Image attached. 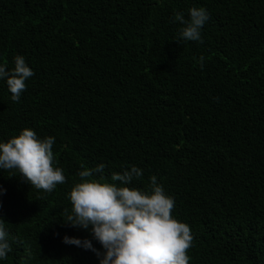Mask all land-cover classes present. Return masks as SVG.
<instances>
[{"label":"trees","instance_id":"trees-1","mask_svg":"<svg viewBox=\"0 0 264 264\" xmlns=\"http://www.w3.org/2000/svg\"><path fill=\"white\" fill-rule=\"evenodd\" d=\"M193 6L210 13L203 43L179 42L175 13ZM17 54L35 75L19 101L0 80V140L54 136L67 179L47 192L0 169V264H99L63 237L103 251L65 221L82 166L101 162L109 180L157 176L191 228L189 264H264V0H0V62Z\"/></svg>","mask_w":264,"mask_h":264},{"label":"clouds","instance_id":"clouds-1","mask_svg":"<svg viewBox=\"0 0 264 264\" xmlns=\"http://www.w3.org/2000/svg\"><path fill=\"white\" fill-rule=\"evenodd\" d=\"M174 19L183 26L178 40L203 43L202 29L210 19L208 10L189 9V19L182 12ZM204 57H199L203 67ZM9 70L0 62V80H6L11 99L19 101L27 88L26 81L35 75L22 54L14 58ZM54 136L41 137L31 127L19 134L0 140V169L16 172L22 179L47 192L66 182L64 169L55 165ZM101 162L93 168L82 166L80 181L70 192L72 212L65 221L72 226L90 230L103 251L94 246L92 239L65 235L66 244L92 250L99 264H189L193 235L190 226L172 215L175 198L168 194L157 176L150 177V187L134 186L133 180L143 176V169L132 165L122 172H113L111 180L103 173ZM99 174V175H98ZM119 182V183H117ZM0 185V196L6 193ZM3 206L0 200V207ZM5 219L0 217V260L7 259L12 250Z\"/></svg>","mask_w":264,"mask_h":264}]
</instances>
